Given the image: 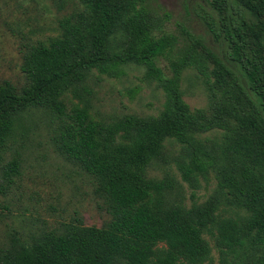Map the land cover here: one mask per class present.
Masks as SVG:
<instances>
[{"label":"trees","instance_id":"trees-1","mask_svg":"<svg viewBox=\"0 0 264 264\" xmlns=\"http://www.w3.org/2000/svg\"><path fill=\"white\" fill-rule=\"evenodd\" d=\"M78 1L56 36L26 49V85L0 84V151L25 141L32 115L45 114L54 150L93 180L110 220L14 229L0 264H206L213 249L220 264H264V0L211 2L212 42L180 24L172 30L156 0ZM131 65L163 91L160 113L93 117L92 78H119ZM191 67L221 94L210 111L183 99ZM68 94L79 104L69 108ZM159 164L168 174L151 176ZM0 171L3 195L21 176L19 157L4 166L0 158ZM212 172L217 188L198 204L195 191Z\"/></svg>","mask_w":264,"mask_h":264},{"label":"rangeland","instance_id":"rangeland-1","mask_svg":"<svg viewBox=\"0 0 264 264\" xmlns=\"http://www.w3.org/2000/svg\"><path fill=\"white\" fill-rule=\"evenodd\" d=\"M214 0H156L162 12L170 17V27L178 24L196 36L212 42L204 24L209 19L211 2ZM80 8L78 0H0V84L8 81L17 88L26 85L27 80L21 67L26 49L39 42H47L58 34V22ZM125 75L119 78L107 76L92 78L91 114L98 119L124 115L140 117L156 116L165 102L163 91L157 83L143 79L144 69L131 65L125 67ZM181 89L184 101L192 110H211L212 102H217L221 94L210 90L194 68L184 71ZM69 108L79 104L71 94L66 95ZM80 106H83L80 104ZM30 129L25 141H10L0 151L4 166L14 157L21 161V176L16 179L7 194L0 195V245L4 244L15 230L26 233L39 229L51 231L61 223L80 221L87 226L102 227L110 220L104 201L95 193L93 180L83 171L66 162L53 148L48 118L35 112L30 121ZM204 137L214 139L218 134ZM166 149L177 154L180 146L168 142ZM181 180L180 174L174 169ZM1 172V171H0ZM168 174L165 165L154 166L150 175L162 178ZM3 179L0 176V184ZM185 202L192 204V189L183 182ZM217 180L212 172L195 191V202L204 203L216 190ZM224 205L221 212L226 217ZM235 211V210H234ZM211 245L214 242L207 238ZM164 245H161V247ZM206 264H220L219 253L213 249Z\"/></svg>","mask_w":264,"mask_h":264}]
</instances>
